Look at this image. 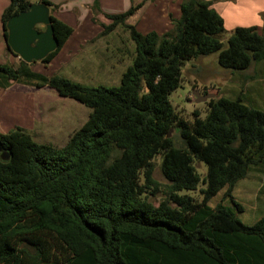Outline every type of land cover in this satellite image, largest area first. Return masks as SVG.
<instances>
[{
	"label": "trees",
	"instance_id": "16d2710c",
	"mask_svg": "<svg viewBox=\"0 0 264 264\" xmlns=\"http://www.w3.org/2000/svg\"><path fill=\"white\" fill-rule=\"evenodd\" d=\"M30 4L9 1L4 39L7 20ZM142 5L105 15L110 24L101 35L119 26L134 46L118 86L45 77L20 60L16 68L0 65V88L47 87L91 111L61 147L36 143L18 127L0 134L8 155L0 159V264H264V213L244 225L232 196L264 161V112L241 98L208 99L205 117L194 111L189 123L169 102L187 61L218 53L219 67L233 73L264 61V27H236L224 46L223 19L211 3L182 0L171 30L142 35L126 24ZM50 18L58 48L43 64L72 32ZM174 130L183 148L173 147ZM157 156L163 190L153 178ZM193 159L206 166L200 202L178 195L200 182ZM159 192L164 197L154 206L149 198Z\"/></svg>",
	"mask_w": 264,
	"mask_h": 264
},
{
	"label": "rangeland",
	"instance_id": "374dc122",
	"mask_svg": "<svg viewBox=\"0 0 264 264\" xmlns=\"http://www.w3.org/2000/svg\"><path fill=\"white\" fill-rule=\"evenodd\" d=\"M207 1L211 3L212 7V4L215 2L219 3V1L229 0ZM8 4L9 0H0V14H2V11ZM218 8L219 6H215V9ZM261 18L263 23L261 26L255 27L258 33L264 27V16L262 14ZM248 21V23H252L250 19ZM229 30L228 26L222 34L224 46L228 36L233 31ZM112 40L113 45L116 43L118 47L116 57L121 54L118 60L114 56V46L110 44ZM107 43L108 45H106ZM1 45L5 54L10 56L9 54L11 53L7 50L2 36H0ZM133 55L134 46L129 39L128 33L118 26L109 34L87 42L85 46L81 47V52L74 57H60L54 61L53 66L51 64H43L42 62H35L29 65L32 72L45 77L57 75L90 88L97 86L112 87L118 86L120 76L125 68L130 65ZM8 56L7 62L11 58ZM217 56L218 53H213L185 62L182 68L181 83L169 95V102L179 117L189 123H192L194 120V111L200 114V118L205 117L206 104L209 97L202 103H196L193 92H198L201 97L211 96L210 99L225 98L235 100L241 98L244 104L264 112V61L252 64L244 72L233 73L219 67ZM13 57L15 58V56ZM12 60L15 62L16 59H10V61ZM17 60L19 61V59ZM17 60L16 62H18ZM13 61L7 65H12L13 68H16L18 64H14ZM33 64L34 67L32 66ZM110 64H114L112 68L108 67ZM100 66H104L103 69ZM21 86L12 84L9 88H0V103L2 102L0 111L7 104L5 105L7 107V116H3L7 127L0 128V130L8 131L12 128H20V123L23 121L24 126L26 124L30 125L29 130H24V132L28 133L36 143L61 147L67 142L69 136L78 130L87 120L91 112L90 109L72 99L59 97L53 89L47 87L27 88L26 86V89H24ZM20 90H23V92ZM19 97L31 98L34 101V106L32 105L31 110L27 113L29 115L31 112V115L27 116V118L22 116L19 118L18 112L25 109L26 104L29 105L30 100H25L26 103L23 100L16 101ZM16 102L20 105H15L14 103ZM0 126L3 125L0 124ZM170 138L173 147L177 149L184 147L183 141L175 130L170 134ZM159 163L160 156H157L153 160V178L161 185L160 189L163 190L166 181L160 173ZM193 166L200 178L196 190L180 191L178 195H187L195 201L200 202V190L205 189L202 180L206 175V166L203 162L194 159ZM224 191L219 192L212 198L209 202L210 207L220 202ZM232 196L234 201L243 208L242 213L234 211L236 217L244 225L251 226L264 213V161L258 166L250 167L247 177L245 180L237 183ZM163 197L162 192H159L155 197L149 198V201L154 206H157ZM225 201L228 203V200Z\"/></svg>",
	"mask_w": 264,
	"mask_h": 264
},
{
	"label": "crops",
	"instance_id": "0c3cea01",
	"mask_svg": "<svg viewBox=\"0 0 264 264\" xmlns=\"http://www.w3.org/2000/svg\"><path fill=\"white\" fill-rule=\"evenodd\" d=\"M181 1L182 0H30L31 3L46 2L48 4L50 17H54L56 20L71 28V35L59 49L51 62L48 63L52 66L54 61L58 58H67L68 56L74 57L81 52V47L85 46L87 42H91L96 40L98 37H102L101 34L103 32V27L110 24V21L105 18V15L115 16L123 14L127 12L129 8L140 3L143 5L126 20V24L134 26L137 32L142 35L150 32L162 35L168 32L172 27L171 20H177L179 17V5ZM215 3L212 4V9H214L215 12L223 19L224 30L228 26L230 29L229 31H232L236 27H259L263 23L261 14L264 16V0H229ZM215 6H219V8L215 9ZM247 18L250 19L252 23H248L249 21ZM246 23L248 24L245 25ZM2 31L3 28L0 14V36L3 37ZM110 42V44L114 46V56L116 57L118 47L115 43V48L113 40ZM106 45H108V43ZM9 55L10 56L5 54L1 45L0 64L12 63L13 60L10 61L12 58L14 60L18 59L17 57L14 58L12 54ZM7 56L11 57L8 62ZM119 56L121 57V54L117 55V60ZM16 60L15 62L13 61L14 64H18L19 61L17 60L18 62H16ZM113 65L114 64H110L108 67L112 68ZM32 66L34 67V64ZM100 67L103 69L104 66ZM21 88L26 89L25 86H21ZM20 91L23 92V90ZM19 100H23L25 103V100H30L29 105L26 104V108L18 112L19 118L21 116L27 118V116L31 115V112L29 115L27 113L31 110L32 105L34 106V101L31 98L26 99L24 97L16 99V101ZM1 104L2 102L0 103V106ZM14 104L20 105L17 102ZM5 105L0 111V124L3 125L0 126L1 129L3 127H7V123L3 118V116H7V107H5ZM15 113L17 114V112ZM21 127L23 130H29L30 125L26 124V126H24V122L22 121L20 123V128ZM6 132L7 131L0 130V134H4Z\"/></svg>",
	"mask_w": 264,
	"mask_h": 264
},
{
	"label": "water",
	"instance_id": "95a60500",
	"mask_svg": "<svg viewBox=\"0 0 264 264\" xmlns=\"http://www.w3.org/2000/svg\"><path fill=\"white\" fill-rule=\"evenodd\" d=\"M5 29L7 36L4 41L10 53L28 65L41 62L58 48V42L53 37L49 8L43 3H31L25 11L11 16L5 24ZM193 94L196 103L211 98L201 97L198 92ZM262 129L264 132V124ZM0 159L8 160V155L1 145Z\"/></svg>",
	"mask_w": 264,
	"mask_h": 264
}]
</instances>
